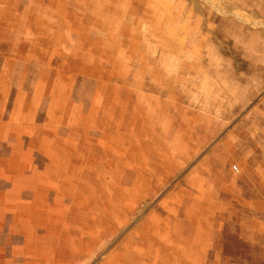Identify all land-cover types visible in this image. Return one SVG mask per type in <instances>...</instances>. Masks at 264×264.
<instances>
[{
	"label": "rangeland",
	"instance_id": "obj_1",
	"mask_svg": "<svg viewBox=\"0 0 264 264\" xmlns=\"http://www.w3.org/2000/svg\"><path fill=\"white\" fill-rule=\"evenodd\" d=\"M0 264H264V0H0Z\"/></svg>",
	"mask_w": 264,
	"mask_h": 264
}]
</instances>
